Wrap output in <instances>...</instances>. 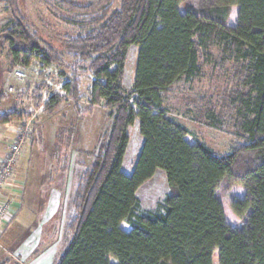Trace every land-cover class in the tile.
Returning a JSON list of instances; mask_svg holds the SVG:
<instances>
[{
	"label": "trees",
	"instance_id": "1",
	"mask_svg": "<svg viewBox=\"0 0 264 264\" xmlns=\"http://www.w3.org/2000/svg\"><path fill=\"white\" fill-rule=\"evenodd\" d=\"M185 1H64L82 18L74 24L81 33L66 46L78 70L64 90L79 103L77 71L92 74L91 102L103 105L109 125L70 198L64 226L70 244L53 264H213L215 251L219 264H264V0H199L182 12ZM1 3L11 21L0 43L13 65L63 63L29 31L19 0ZM132 46L138 58L127 92ZM204 80L210 88L190 94ZM222 81L223 104L214 88ZM180 98L184 115L231 133L228 153L187 139L193 133L171 116ZM13 114H0V125ZM137 122L144 142L127 174L128 132ZM158 170L169 194L156 211L144 212L138 191ZM232 187L245 189L230 204L239 228L227 221L220 197Z\"/></svg>",
	"mask_w": 264,
	"mask_h": 264
},
{
	"label": "rangeland",
	"instance_id": "2",
	"mask_svg": "<svg viewBox=\"0 0 264 264\" xmlns=\"http://www.w3.org/2000/svg\"><path fill=\"white\" fill-rule=\"evenodd\" d=\"M64 1L19 0L29 31L40 40L43 48L52 49L63 63L45 68L37 61L29 67L13 65L7 48L0 43V114L15 113L14 120L0 125V168L12 154L13 147L20 146L10 182L0 195V203L9 205V218L0 228V263H53L65 254L71 240L64 228L70 198L81 173L92 163L88 154L95 149L99 134L109 125L103 105L91 102L92 74L81 69L77 71L82 96L79 103L64 90L65 83L70 82L74 71L78 70L66 46L69 39L81 33L74 25L80 18L79 12ZM198 7L199 0H187L180 5L182 12ZM233 11L231 24L235 26L238 7L234 6ZM10 21L1 3L0 34ZM137 58L138 47L132 46L123 79L127 92L131 91L135 80ZM209 85L207 80L195 84L190 94L200 89L208 90ZM217 86L214 87L216 99L222 102L227 98L226 83L222 81ZM52 98L58 102L48 108ZM182 104L183 99H178L171 116L193 133L189 141L205 143L220 154L228 153L234 143L231 133L210 129L195 121L191 114L184 115ZM128 134L130 144L123 164L127 174L132 172L142 148L138 122ZM244 193L243 187L220 190L226 219L237 228L243 222L233 214L230 204ZM168 194L166 174L158 170L138 191L142 210L156 211ZM111 263L117 264L114 259ZM213 264H219L218 251L213 254Z\"/></svg>",
	"mask_w": 264,
	"mask_h": 264
},
{
	"label": "built area",
	"instance_id": "3",
	"mask_svg": "<svg viewBox=\"0 0 264 264\" xmlns=\"http://www.w3.org/2000/svg\"><path fill=\"white\" fill-rule=\"evenodd\" d=\"M20 150V146L13 147L12 154L8 158L7 161H5L0 168V195L2 190L7 187V184L10 182V179L12 177V167L14 162L17 159L18 153ZM9 205L0 203V228H2L3 224H6V220L9 218L8 214Z\"/></svg>",
	"mask_w": 264,
	"mask_h": 264
},
{
	"label": "crops",
	"instance_id": "4",
	"mask_svg": "<svg viewBox=\"0 0 264 264\" xmlns=\"http://www.w3.org/2000/svg\"><path fill=\"white\" fill-rule=\"evenodd\" d=\"M135 127V126H134ZM100 135V134H99ZM99 137V136H98ZM142 138V137H141ZM143 139V138H142ZM188 139V138H187ZM189 140V139H188ZM143 142H144V140H142V144H141V141L139 140V144L140 145H143ZM97 144V143H96ZM130 171H133V170H130ZM132 172H130V173H128V174H131ZM7 226H9V224L7 225ZM54 263V262H53ZM52 262H48V261H46V262H41V264H53ZM38 264H40L39 262H38Z\"/></svg>",
	"mask_w": 264,
	"mask_h": 264
}]
</instances>
